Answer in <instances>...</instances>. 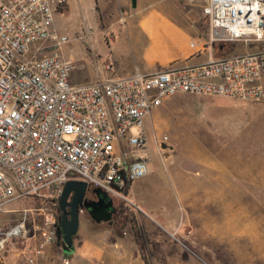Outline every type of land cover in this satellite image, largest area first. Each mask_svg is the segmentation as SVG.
I'll return each mask as SVG.
<instances>
[{"label": "rangeland", "instance_id": "1", "mask_svg": "<svg viewBox=\"0 0 264 264\" xmlns=\"http://www.w3.org/2000/svg\"><path fill=\"white\" fill-rule=\"evenodd\" d=\"M205 1L135 0L133 8L131 0H66L55 25L68 39L60 51L75 64L72 84H94L131 68L151 73L154 68L143 62L153 47L169 43L179 25L203 39L196 45L200 51L209 32ZM244 45L227 44L221 57L245 53ZM144 131L148 175L128 201L113 199L117 213L111 223L83 216L86 236L103 245L136 247L145 264H264V99L177 94L146 118ZM43 205L48 204L12 202L0 212V230L16 224L22 209ZM76 237L74 244L83 243ZM16 244L9 242L0 255H11ZM110 248L115 256L118 248ZM109 258L100 253L94 264L141 262L127 255ZM62 260L89 264L87 248L64 251Z\"/></svg>", "mask_w": 264, "mask_h": 264}, {"label": "built area", "instance_id": "2", "mask_svg": "<svg viewBox=\"0 0 264 264\" xmlns=\"http://www.w3.org/2000/svg\"><path fill=\"white\" fill-rule=\"evenodd\" d=\"M65 3L0 0V212L25 199L48 204L22 209L16 224L0 230V251L15 241L25 264L54 244L66 182L128 201L132 183L149 173L144 122L167 98L264 99V48L74 85L75 64L60 51L68 39L55 25ZM203 15L212 44L264 41V0H206Z\"/></svg>", "mask_w": 264, "mask_h": 264}, {"label": "crops", "instance_id": "3", "mask_svg": "<svg viewBox=\"0 0 264 264\" xmlns=\"http://www.w3.org/2000/svg\"><path fill=\"white\" fill-rule=\"evenodd\" d=\"M152 6V5H151ZM135 37L138 38L136 35ZM201 43H205L203 39H199L195 37L194 34L189 32L187 29H185L183 26L179 25L178 29L175 31V34L172 39L169 40V43H165L164 45H160V47L157 49L153 47L151 51L154 52L153 56L150 60L147 62H143L145 65L151 66L154 68L155 72L157 68L167 67L170 64H175V67H184V66H192V65H198L202 64L210 59H218L222 58V54L225 52L226 47L225 46H218L219 51L215 50L213 47V44L208 41H206V45L200 48H196V45H202ZM156 43V41H155ZM199 43V44H198ZM258 48V43L256 44H245L242 49L245 50V53H249L252 49ZM154 49H156L154 51ZM243 53V54H245ZM106 68L109 69V66L106 65ZM129 72L124 73L123 75H112L114 77H111L109 79H116L120 77H126L129 75H132L135 73L134 71L137 70L136 68H131ZM159 70V69H158ZM138 72V71H137ZM151 72V73H152ZM262 84L264 86V73L262 75ZM148 175V174H147ZM146 177V176H145ZM144 179V177H143ZM142 179L135 181L132 183L129 194L133 193V188L135 184L140 182ZM113 200V199H112ZM95 222V221H94ZM99 224L98 222H96ZM85 227H86V221H84L83 216L80 218L79 222V229L77 232V236L83 238V243L80 245H76L75 239L73 241V251L75 249H85L87 248V258L89 264H94L96 262V258L100 256V253L103 256L109 255V259H119L124 257L125 255L133 257L134 260L141 261L140 264H145L144 260L141 258L139 250L135 247L132 248L130 246H127L123 242L114 241L111 244H99L89 236H86L85 234ZM77 238V237H76ZM111 246L113 248H118V253L114 256L111 253ZM16 246H13V253L8 256H1L0 255V264H25L23 260L19 257V250L18 248H15ZM18 247V246H17ZM59 249V251H58ZM109 251V253H108ZM61 258H60V257ZM62 256H64V252L59 248V246L56 245V243L48 246L43 255L37 259L36 264H61L62 263ZM11 257V258H10ZM10 258V259H9Z\"/></svg>", "mask_w": 264, "mask_h": 264}, {"label": "water", "instance_id": "4", "mask_svg": "<svg viewBox=\"0 0 264 264\" xmlns=\"http://www.w3.org/2000/svg\"><path fill=\"white\" fill-rule=\"evenodd\" d=\"M132 7H135V0H131ZM87 184L79 180H70L65 183L62 188L61 194L58 199V208L61 211L60 223L57 229L58 235H61L62 248L65 252L73 250V236L78 229V214L75 212L76 205L83 199L86 191ZM96 193L104 195V192L98 188L94 190ZM72 196V201L69 202V197ZM109 205L113 203V200L109 196L104 197ZM100 202H97V204ZM85 209H90V206L84 205ZM70 207L71 211H67L66 208Z\"/></svg>", "mask_w": 264, "mask_h": 264}, {"label": "flooded vegetation", "instance_id": "5", "mask_svg": "<svg viewBox=\"0 0 264 264\" xmlns=\"http://www.w3.org/2000/svg\"><path fill=\"white\" fill-rule=\"evenodd\" d=\"M148 157H151V153L148 152ZM95 188H92L87 185L86 191L84 193L83 199L78 202L75 208V212L78 214V229H79V222L80 218L82 216H85L87 218H91L93 221L98 222L99 224H104V223H111V221L116 217L117 213V206L113 202L112 204L109 205V202L106 200L104 202V197L107 196L106 194L102 195L100 193H96ZM69 202L72 201V196L69 197L68 199ZM97 202H100L97 204ZM90 206V209L86 210L85 206ZM67 211H71L70 207L66 208ZM61 211L58 208V204L56 205L55 209V216L57 217L56 221V233H55V239L54 243H56L57 246L64 252L62 248V240H61V235H58V227L60 223V217H61ZM77 229V232H78ZM77 232L73 236V241L76 239ZM73 244V243H72Z\"/></svg>", "mask_w": 264, "mask_h": 264}, {"label": "trees", "instance_id": "6", "mask_svg": "<svg viewBox=\"0 0 264 264\" xmlns=\"http://www.w3.org/2000/svg\"><path fill=\"white\" fill-rule=\"evenodd\" d=\"M217 51H219V49H217ZM55 209H56V207H55ZM56 221H58L57 217H56ZM135 236H136L137 241L139 242V233L137 230H135Z\"/></svg>", "mask_w": 264, "mask_h": 264}]
</instances>
